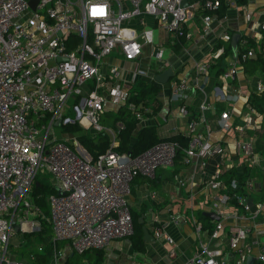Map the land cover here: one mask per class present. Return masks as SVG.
Returning <instances> with one entry per match:
<instances>
[{
    "label": "built area",
    "instance_id": "built-area-1",
    "mask_svg": "<svg viewBox=\"0 0 264 264\" xmlns=\"http://www.w3.org/2000/svg\"><path fill=\"white\" fill-rule=\"evenodd\" d=\"M36 1L33 8L30 0H0V264H29L12 255L10 241L16 225L21 233L30 231L25 227L30 221L35 228L40 226L35 218L41 211L31 191L41 178L50 177V185L56 190L47 197L54 241L67 242L74 253L83 255L132 237L135 224L129 196L134 180L140 176L155 179L160 171L175 168L178 141L162 140L137 155L119 153L114 150L118 146L115 131L101 122L110 105L116 111L128 108L139 120L149 112L146 106L132 101L135 89L124 85L121 68L108 64L112 57L129 62L140 59L145 15L152 17L160 29L174 34L176 44L183 38L194 41L195 35L187 27L199 13L208 31L223 9L242 12L251 27L241 35L237 56L227 62L220 75L222 84L214 89L220 100L230 99L229 90L244 62L256 58L257 53L264 57V5L250 8V0H186L185 6V0ZM134 19L141 29L131 24ZM221 39L230 42L232 35L226 32ZM163 53L164 47L157 46L154 56L158 69L165 65ZM196 68L209 75V63H198ZM168 84L173 99L184 97L191 89L187 78L170 79ZM250 91L239 123H233L229 111L217 121L222 130L238 133L240 162L233 161L234 156L222 142L211 140L212 124L204 113L207 103L199 106V116L188 123L184 163L201 161L206 167L214 160L212 179L205 184L222 191L220 199L234 202L249 223L230 229L226 248L214 249L201 242L184 264H246L247 258L254 256L249 237L263 216L264 203L255 196L256 178L240 180L233 170H264L254 137L247 135L253 131L256 136L263 129L264 108L260 111L255 105L257 98L264 99V79L257 76ZM189 114L188 107L182 106L180 115ZM69 123L113 135L109 149L93 159L76 138H58L56 129ZM118 127L123 128V124ZM222 165L227 168V178ZM181 185L186 181L181 180ZM195 222L200 236L202 223ZM223 234V222H218L210 239ZM153 235L176 244L162 228L155 229ZM169 255L174 258L176 250ZM255 258L254 264H264V242ZM51 264H63L58 254Z\"/></svg>",
    "mask_w": 264,
    "mask_h": 264
},
{
    "label": "crops",
    "instance_id": "crops-1",
    "mask_svg": "<svg viewBox=\"0 0 264 264\" xmlns=\"http://www.w3.org/2000/svg\"><path fill=\"white\" fill-rule=\"evenodd\" d=\"M249 5L250 8L261 7L264 5V0H250ZM126 6H129L128 2H126ZM144 19L146 25L142 29L141 27H137V19L131 22L134 27L141 29L144 33L146 32L145 36L140 37V41L143 44L140 59L137 62H129L120 57H112L108 62V64H116L121 68V78L124 85L130 89L133 86L135 94L140 92L137 86L140 81H145L157 88L154 96L150 99L142 97L138 102L139 106H146L149 112H146L143 119H138L139 123L133 133L130 145H134L137 141L138 134L147 128L154 129L158 138L162 140L175 136L185 137L184 134L187 133L189 121L197 118L199 116V106L202 103H207L208 108L204 113L212 124L211 140L222 142L228 152L234 156L233 161L235 163L240 162L236 145L238 133L222 130L217 121L223 112L229 111L232 115L233 123H239V117L251 96L250 89L254 86L257 76L258 78L264 79V70H258L254 75H249L245 73L243 66H240L234 87L229 90L230 99L228 101L220 100L215 95L214 89L215 87L221 86L220 75L224 71L225 65L230 58H234L232 50L230 53H227L225 47L227 43L231 45V41H223L221 39L222 35L226 32L231 34L232 38L235 33L242 35L249 30L251 27L250 23L245 19L242 12H239L235 8L223 9L219 13V19L212 24L211 29L205 31L202 25V13H199L187 27L188 30L194 33V41L188 42L185 39H181V41L184 40L185 42L183 48L176 50L175 45L177 43L173 44L175 40L174 34L160 29L154 23L152 17L145 15ZM156 32H158L157 42ZM161 39L164 41L163 44L166 45L163 53L164 67L158 69V64H156L155 70H151L147 68L149 63L146 65V71L143 70V62L146 59H144V54L147 52L149 45H151V52L149 54L147 53L148 55L146 57L148 59L151 57L157 62L154 51L159 45L155 44L160 42ZM253 48L259 52L256 46ZM198 63L199 65L201 63H209V75L198 71V68H196ZM168 67H172L175 72V76L171 78L172 81L181 78H187L189 80L191 89L184 97L173 99L169 84L162 85L155 81V76ZM235 88L237 90L239 89L240 93ZM182 106L188 107L189 116L182 117L180 115ZM255 106L262 111L264 108V99L261 101L257 100ZM118 111L110 105L107 113L115 117ZM119 124L121 122L117 123L116 128L104 125L106 128H111L115 131L118 145ZM200 130L203 134H207L204 126H201ZM96 134L98 133H92V135ZM56 135L58 138H76L78 140L76 136L67 137L70 134L64 131L63 126L56 129ZM247 135L252 138L254 137L255 146L261 152L264 163V125L263 129L256 136L253 131H249ZM110 138L112 142L113 135H110ZM214 163V160H210L207 166L204 167L201 161H196L190 165H181L179 170L175 172V168L172 170H162L155 179H148L141 176L137 177L132 184L131 194L129 196L132 213L139 214L140 219L145 215L144 225L149 228L152 234L155 229L162 228L166 234L174 238L176 244L166 243L156 238L154 242L147 243L143 237L144 251L140 252L134 248L129 237L124 238L128 242H125L124 239H118L116 241L120 242L113 244L116 242L113 241L104 250L106 256L113 255L115 256L114 258H117L120 255L122 256V254L128 255L130 252L127 257V262L137 259V261L147 262L148 264H184L189 257L197 252L201 242L207 243L210 245V248L214 249L226 248L230 236V229L249 222L244 219L242 212L236 208L234 202L229 201L225 203V199H220L223 198L222 191L213 189L205 184L212 179ZM222 170L223 173L227 172L225 165H222ZM233 170L238 172L240 180L249 177L256 178L255 196L258 201L264 203V170L262 171L258 167H247L244 173L238 168ZM227 176L228 173L224 175L226 178ZM181 180L186 181L185 186L181 185ZM209 212H215L223 217H221L220 221H216L204 215V213ZM236 212H238V215ZM194 218L197 222L202 223L203 230L200 236L197 232ZM218 222H223L224 234L219 239L211 240L210 237L216 229ZM256 226L253 228L251 236L249 237V242L253 245L254 257L258 255L259 246L264 242V211L262 218ZM15 234L19 235L22 233L16 232ZM11 245H14V247L21 246L19 243H12ZM64 248L71 251L70 255L74 253L68 243L67 245L65 244ZM173 250H176L179 256L176 255L172 258L169 253ZM11 253L13 256L15 255L12 249ZM22 260L29 263L26 259ZM117 264H123V261Z\"/></svg>",
    "mask_w": 264,
    "mask_h": 264
},
{
    "label": "trees",
    "instance_id": "trees-1",
    "mask_svg": "<svg viewBox=\"0 0 264 264\" xmlns=\"http://www.w3.org/2000/svg\"><path fill=\"white\" fill-rule=\"evenodd\" d=\"M184 39V38H183ZM184 40L180 41L175 45L176 50L183 48ZM227 53L231 52V45L226 44ZM243 69L245 73L249 75H254L258 70H264V57L257 53V57L253 59H248L243 63ZM138 88L140 92L138 94H133L132 101L136 104L141 100L142 97L150 99L154 96V93L157 91V88L151 84L146 83L145 81H140L138 83ZM261 101L263 98H257ZM157 110V109H155ZM101 122L103 125L112 126L113 128L117 127V123L121 122L123 128L119 129L118 139L119 145L114 148L115 151L119 153H130L132 155H137L156 143L162 141L159 139L156 131L152 128L143 129L139 134L137 141L134 145H130L132 142L133 133L139 123V120L136 118L135 114L128 108H121L117 115L111 116L107 112L103 114ZM64 131L75 134L78 138L81 145L86 148V150L91 154L93 159H97L98 156L102 153H105L111 144V138L109 133L101 132L96 135L88 134L84 132V129L78 123H69L64 125ZM118 133V132H117ZM164 140V139H163ZM166 140L178 141L180 143V149L177 154V160L175 163V171H178L181 165H184V152L183 150L188 146V139L184 136H175ZM186 165V164H185ZM40 185H34L31 194L34 203L39 207L41 215L35 219L41 222V230L38 233L41 239H46L52 235L51 227L48 222L49 217V205L47 202V197L51 193H55L56 190L50 184L43 183L39 181ZM133 220L135 224V233L130 240L133 243L134 248L140 252L144 251V240H143V225L139 223L140 215L133 212ZM24 236L33 235V232L22 233ZM58 249L61 248L62 242H55ZM24 247L14 245L10 246L13 253L20 257V259H26L29 261V264H50V258L48 254L45 253H35L29 252L23 249ZM105 255L104 250H94L90 251L83 255H78L77 253H72L68 258L63 262V264H100Z\"/></svg>",
    "mask_w": 264,
    "mask_h": 264
},
{
    "label": "rangeland",
    "instance_id": "rangeland-1",
    "mask_svg": "<svg viewBox=\"0 0 264 264\" xmlns=\"http://www.w3.org/2000/svg\"><path fill=\"white\" fill-rule=\"evenodd\" d=\"M157 36H158V32H156V42H157ZM163 43H164V41H163V39H161V41L158 42L155 45L162 46V47H164L166 49V45H164ZM150 52H151V45H149V47L147 48V52L144 54V59L145 58L147 59V60L145 59L144 62H143V70H145V71H146V67H147L146 65H148L149 63L150 64L148 65L147 68H149L151 70H155V67H156V64H157V62H156L155 59H153L151 57H150V59H148L146 57ZM66 113L67 114L69 113V109L68 108L66 109ZM72 115L73 114L71 112L70 113V116H72ZM84 132L85 133H88V134L89 133L90 134L93 133L92 130L87 131L85 129H84ZM69 134L70 135L67 136V137L76 136L75 134H71V133H69ZM40 180L43 183H48V184H51L52 183V180L50 179V177H48V178H41ZM30 220H32V219H30ZM38 222H40V221H38ZM29 229H30V231H28V232H33V235L24 236L23 234H19V235L13 234L12 237H11L10 244H12V243L13 244L14 243H19L22 247H24L23 248L24 250L29 251V252H38V251H43L44 253L46 252L48 254L49 258H50V263H52L54 261L55 254H58V259H60L62 262H64L68 258V256L70 255V252L71 251L64 248L65 244L67 245V243L62 242L61 243V248L58 249L56 247V243H55L52 235L50 237L46 238V239H41L38 236L39 235L38 233L41 230V222H40V226L38 228H35V224L32 223V221H30V223H29ZM124 240H125V242H128L127 239H124ZM117 242H120V241H116L113 244H116ZM129 253H128V255H129ZM128 255L127 254H122V256L120 255L119 257L114 258L115 256H113V255L106 256V254H105L104 257H103V259H102V261L100 262V264H117V263H120V261H123V264H132V263L139 264L138 262H134L132 260H129V262H127L128 261V259H127ZM176 255H178L177 252H176ZM14 256L16 258H20V257H18L16 255H14Z\"/></svg>",
    "mask_w": 264,
    "mask_h": 264
},
{
    "label": "water",
    "instance_id": "water-1",
    "mask_svg": "<svg viewBox=\"0 0 264 264\" xmlns=\"http://www.w3.org/2000/svg\"><path fill=\"white\" fill-rule=\"evenodd\" d=\"M36 3L37 1L36 0H30V5L35 8L36 6ZM183 6H185L187 4V1H183ZM240 38H241V35L239 33H235L233 35V38L231 40V47H232V52H233V57L235 58L237 56V52H238V44H239V41H240ZM175 76V72L173 70L172 67H168L166 68L164 71H162L161 73H158L156 76H155V81L159 84H162V85H165L167 84L171 78H173ZM61 119L58 120L56 122V126L60 125L61 124ZM130 154V153H129ZM37 186L40 185L39 182L36 183ZM62 194V192H61ZM204 215L206 217H209L211 219H214L216 221H220L221 220V216L215 212H209V213H204ZM144 220H145V215L142 216V218L139 220V223L140 224H143V233H144V240L149 243V242H154L155 241V237L154 235L151 233V231L149 230V228H147L145 225H144ZM14 229L17 233H20L21 232V228L20 226L16 225L14 226ZM255 257L254 256H249L247 258V262L246 264H254L255 262Z\"/></svg>",
    "mask_w": 264,
    "mask_h": 264
},
{
    "label": "bare ground",
    "instance_id": "bare-ground-1",
    "mask_svg": "<svg viewBox=\"0 0 264 264\" xmlns=\"http://www.w3.org/2000/svg\"><path fill=\"white\" fill-rule=\"evenodd\" d=\"M25 227H26V228H29V226H25ZM26 228H25V229H26Z\"/></svg>",
    "mask_w": 264,
    "mask_h": 264
}]
</instances>
